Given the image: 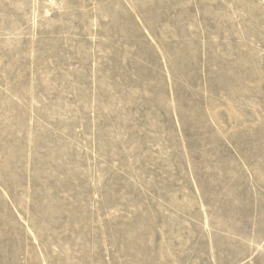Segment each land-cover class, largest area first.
<instances>
[{
	"label": "rangeland",
	"instance_id": "374dc122",
	"mask_svg": "<svg viewBox=\"0 0 264 264\" xmlns=\"http://www.w3.org/2000/svg\"><path fill=\"white\" fill-rule=\"evenodd\" d=\"M0 264H264V0H0Z\"/></svg>",
	"mask_w": 264,
	"mask_h": 264
}]
</instances>
